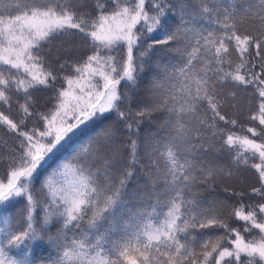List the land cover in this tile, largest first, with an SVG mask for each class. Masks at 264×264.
I'll return each instance as SVG.
<instances>
[{
	"label": "snow or ice",
	"instance_id": "obj_1",
	"mask_svg": "<svg viewBox=\"0 0 264 264\" xmlns=\"http://www.w3.org/2000/svg\"><path fill=\"white\" fill-rule=\"evenodd\" d=\"M0 208V264H264V0H0Z\"/></svg>",
	"mask_w": 264,
	"mask_h": 264
},
{
	"label": "trees",
	"instance_id": "obj_2",
	"mask_svg": "<svg viewBox=\"0 0 264 264\" xmlns=\"http://www.w3.org/2000/svg\"><path fill=\"white\" fill-rule=\"evenodd\" d=\"M145 83H146V82H145ZM142 87H143V85H142ZM220 162H221L222 164H224V163H227V160H226V159H225V160H221ZM140 183L143 184L144 181L141 180ZM216 191L219 192V191H220V188L217 187ZM204 194H205V195H208V193H204ZM3 214H4V213H3V211H2V208H0V217H2ZM234 226H239V225H238V224H234Z\"/></svg>",
	"mask_w": 264,
	"mask_h": 264
}]
</instances>
